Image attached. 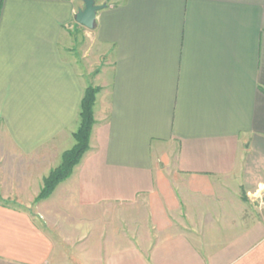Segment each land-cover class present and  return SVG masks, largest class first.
<instances>
[{
    "label": "crops",
    "instance_id": "0c3cea01",
    "mask_svg": "<svg viewBox=\"0 0 264 264\" xmlns=\"http://www.w3.org/2000/svg\"><path fill=\"white\" fill-rule=\"evenodd\" d=\"M95 2L0 0V264H264V0Z\"/></svg>",
    "mask_w": 264,
    "mask_h": 264
},
{
    "label": "trees",
    "instance_id": "16d2710c",
    "mask_svg": "<svg viewBox=\"0 0 264 264\" xmlns=\"http://www.w3.org/2000/svg\"><path fill=\"white\" fill-rule=\"evenodd\" d=\"M100 92L99 88L92 86L85 90L79 109L78 128L73 134L75 144L63 153L59 166L45 178L38 201L48 199L60 184L67 181L90 151V140L96 124L95 106Z\"/></svg>",
    "mask_w": 264,
    "mask_h": 264
},
{
    "label": "water",
    "instance_id": "95a60500",
    "mask_svg": "<svg viewBox=\"0 0 264 264\" xmlns=\"http://www.w3.org/2000/svg\"><path fill=\"white\" fill-rule=\"evenodd\" d=\"M83 2L85 7L76 14V22L88 30H94L98 13L106 6L96 5L95 0H83Z\"/></svg>",
    "mask_w": 264,
    "mask_h": 264
},
{
    "label": "rangeland",
    "instance_id": "374dc122",
    "mask_svg": "<svg viewBox=\"0 0 264 264\" xmlns=\"http://www.w3.org/2000/svg\"><path fill=\"white\" fill-rule=\"evenodd\" d=\"M102 67H104V61H102L99 57H97L96 59L91 57V61L89 62V80H90L92 87L99 88L100 90L104 89L103 88L104 85L102 83V80H100V78H98V75L102 74V71L104 70V69H102ZM74 144H75V142H74ZM60 163H61V161H60ZM42 189H43V186H42ZM42 189H41V191H42ZM56 189L54 190V192L56 191ZM54 192H53V194H54ZM240 194H241L240 198L243 201L248 202V196H247V193L245 192L244 189H242V191H240ZM39 195H40V193H39ZM52 195L50 197H52ZM38 197H37V199H38ZM50 197L48 199H50ZM37 199H36V202H39ZM48 199H46V200H48ZM41 201H43V200H41ZM135 214L140 215V217L142 216L138 210L135 211Z\"/></svg>",
    "mask_w": 264,
    "mask_h": 264
}]
</instances>
